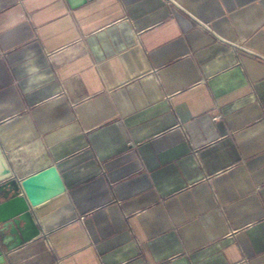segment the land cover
Wrapping results in <instances>:
<instances>
[{"label": "crops", "instance_id": "obj_1", "mask_svg": "<svg viewBox=\"0 0 264 264\" xmlns=\"http://www.w3.org/2000/svg\"><path fill=\"white\" fill-rule=\"evenodd\" d=\"M135 43L150 70L83 130ZM0 148L61 177L89 244L55 264H264V0H0Z\"/></svg>", "mask_w": 264, "mask_h": 264}, {"label": "water", "instance_id": "obj_2", "mask_svg": "<svg viewBox=\"0 0 264 264\" xmlns=\"http://www.w3.org/2000/svg\"><path fill=\"white\" fill-rule=\"evenodd\" d=\"M70 8L90 0H65ZM105 91L73 106L83 130L113 116L116 112L109 91L150 70L138 44L97 65ZM1 222L15 219L37 237L18 240L13 246L0 244V264H55L61 258L85 247L89 238L54 165H47L23 178H14L0 148Z\"/></svg>", "mask_w": 264, "mask_h": 264}, {"label": "rangeland", "instance_id": "obj_3", "mask_svg": "<svg viewBox=\"0 0 264 264\" xmlns=\"http://www.w3.org/2000/svg\"><path fill=\"white\" fill-rule=\"evenodd\" d=\"M22 158V160L18 161V165L17 167H19L18 169L21 170H27L30 167H33L35 165H37V163L39 162V159L35 158V156H19Z\"/></svg>", "mask_w": 264, "mask_h": 264}, {"label": "bare ground", "instance_id": "obj_4", "mask_svg": "<svg viewBox=\"0 0 264 264\" xmlns=\"http://www.w3.org/2000/svg\"><path fill=\"white\" fill-rule=\"evenodd\" d=\"M2 189H4V188H0V196L2 195V193H1V190H2ZM31 232H32V231H31L30 229H24L23 232H22V235H23L24 237H26V236H29Z\"/></svg>", "mask_w": 264, "mask_h": 264}, {"label": "built area", "instance_id": "obj_5", "mask_svg": "<svg viewBox=\"0 0 264 264\" xmlns=\"http://www.w3.org/2000/svg\"><path fill=\"white\" fill-rule=\"evenodd\" d=\"M193 156H196V152L195 151H193Z\"/></svg>", "mask_w": 264, "mask_h": 264}]
</instances>
